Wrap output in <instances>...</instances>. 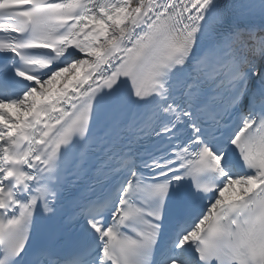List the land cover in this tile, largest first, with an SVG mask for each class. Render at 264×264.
I'll use <instances>...</instances> for the list:
<instances>
[{
  "label": "snow or ice",
  "instance_id": "1",
  "mask_svg": "<svg viewBox=\"0 0 264 264\" xmlns=\"http://www.w3.org/2000/svg\"><path fill=\"white\" fill-rule=\"evenodd\" d=\"M0 264H264V0H0Z\"/></svg>",
  "mask_w": 264,
  "mask_h": 264
}]
</instances>
